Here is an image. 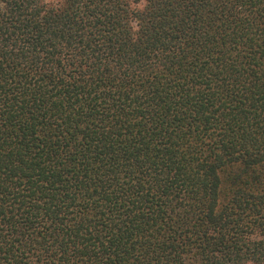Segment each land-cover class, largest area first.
Segmentation results:
<instances>
[{"label": "trees", "instance_id": "16d2710c", "mask_svg": "<svg viewBox=\"0 0 264 264\" xmlns=\"http://www.w3.org/2000/svg\"><path fill=\"white\" fill-rule=\"evenodd\" d=\"M0 264H264V0H0Z\"/></svg>", "mask_w": 264, "mask_h": 264}]
</instances>
